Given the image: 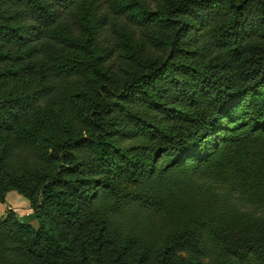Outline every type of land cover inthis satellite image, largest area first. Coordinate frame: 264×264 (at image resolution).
<instances>
[{"label":"trees","instance_id":"16d2710c","mask_svg":"<svg viewBox=\"0 0 264 264\" xmlns=\"http://www.w3.org/2000/svg\"><path fill=\"white\" fill-rule=\"evenodd\" d=\"M87 1L0 0V9L12 10L0 12V41L22 50L0 52V62L33 58L36 44L58 24L63 11ZM155 1L103 0L118 46L143 72L129 73L120 87L114 77L111 85L97 84L99 103L79 112L92 132L73 135L61 118L62 140L20 135L55 171L32 187L34 194L15 188L26 194L34 212L21 215L8 207L0 220V264H98L108 225L123 224L133 207L163 216L169 232L156 250L154 235L136 234L111 264H125V250L138 249V240L137 264L150 259L155 260L150 264H264V217L234 218L225 207L239 196L246 205L264 208V0ZM109 14L91 13L85 41L58 39L91 58L65 60L62 76L107 73L92 42L96 21L105 24ZM136 28L143 42L162 54L142 58L134 46ZM48 93L0 97V137L12 129L19 109H31ZM115 111L125 113L130 124L113 120ZM176 119L187 127H167ZM133 140L155 142L157 148L143 159L135 153L137 147L126 146ZM5 142L2 152L11 153L12 145ZM1 168L2 157L0 204L9 192ZM196 176L223 184L226 200L210 198L215 211L191 208L177 222L168 204L172 189L177 190L181 177L190 184ZM165 183L171 188L160 189ZM106 199L113 202L104 208ZM86 201L103 208L101 223L82 210L79 202ZM49 214L63 231L46 223ZM92 222L96 227L88 239H65V228L80 230Z\"/></svg>","mask_w":264,"mask_h":264},{"label":"rangeland","instance_id":"374dc122","mask_svg":"<svg viewBox=\"0 0 264 264\" xmlns=\"http://www.w3.org/2000/svg\"><path fill=\"white\" fill-rule=\"evenodd\" d=\"M160 0L155 1V5ZM4 14L11 13V9H0ZM91 13H97L99 17H105L108 13L107 7L103 0H99L98 4H93L90 0L76 5L75 7L64 10L63 15L58 24L47 31L41 40L36 44L37 51L33 58L25 61H5L0 62V97L12 98L24 94H33L37 91H46L48 94L40 96L35 105L28 110L17 111V120L13 122L12 129L0 137V157H2V184L5 187L6 202L7 196L12 193L19 195L26 203L24 211L19 212L21 215H29L34 212L33 205L26 197V194H19L15 188H22L27 194L35 193L32 187L37 184L40 179L49 177L54 174L55 165L45 161L39 154V149L34 146L26 145L20 135L24 132L40 136L43 138H56L62 140L64 138L63 129L61 128V118H63L73 135L92 132L91 127L84 121L80 115V110H87L99 103L97 97V84L111 85V77H114L115 85L122 86L128 80L129 73L140 75L143 68L134 60L126 57L124 50L118 46L117 37L112 32L111 19L105 24H100L101 21H96L94 29V39L92 49L95 55L101 56L102 68L105 74H73L69 77L61 75L60 69L65 66L67 59H84L90 60L88 52L81 49H72L60 44L58 39L62 37H75L85 41L89 35L88 20ZM98 17V18H99ZM136 37L134 46L142 58L150 59L162 52L151 45L143 42L140 29H135ZM160 34V32H159ZM44 42L51 43L54 47L47 50V47L42 45ZM11 49L12 52H19L15 46L3 44L0 41V52H7ZM22 52V50L20 51ZM111 118L117 121L121 126H128L130 121L125 113L120 111L113 112ZM167 127L178 129L187 127L185 122L179 119L173 120L167 124ZM12 145L11 153H3L6 142ZM128 147H137L139 157L145 159L153 153L157 148V143L150 141H130L126 143ZM101 177V175H98ZM188 177H181L177 181L180 184L173 190L171 200L168 201L172 209V215L178 222L186 216V213L191 209H206L207 211H215V206L207 202L208 199L219 195L223 200H226L222 185L213 183L212 180L196 176L192 178L190 184H183ZM190 180H188L189 182ZM182 184V185H181ZM222 186V187H221ZM170 184H163L160 189L168 190ZM204 190L201 195L198 191ZM14 190V191H13ZM69 194V193H68ZM108 201L107 199L105 200ZM2 203V204H6ZM113 202L110 199L105 203L104 208L108 207ZM82 210L93 217V221L101 223V213L103 208L91 204V201L79 202ZM230 215L234 218H245L249 220L254 216L264 217V208H258L252 205H246L242 199L237 196L231 200V203L225 204ZM12 208V207H11ZM21 210V209H20ZM98 211L96 213L95 211ZM220 212L219 211L218 215ZM150 213V212H149ZM46 223L52 225L56 229L63 231L64 226L59 223L57 218L49 214L46 217ZM125 221L121 225H108L107 243L104 246L103 254L98 264H111L121 249L128 243V240L136 234L142 237L154 235L157 245L152 243V247L156 250L164 241L165 234L169 232V228L165 225L164 217L159 215L148 214L144 209L133 207L127 214ZM35 226L40 225V221H34ZM96 225L92 222L84 228H65L64 237L67 241L73 243L79 241V238L88 239L95 229ZM136 248H130L124 252L125 264H137V253L142 243H136ZM181 255L186 256L182 253ZM206 262H213L215 259L207 258ZM155 263L154 259H150L147 264Z\"/></svg>","mask_w":264,"mask_h":264},{"label":"crops","instance_id":"0c3cea01","mask_svg":"<svg viewBox=\"0 0 264 264\" xmlns=\"http://www.w3.org/2000/svg\"><path fill=\"white\" fill-rule=\"evenodd\" d=\"M12 198H10V194L7 196V203L0 204V220L4 219L8 213V207H12L11 209H19V212H23V206L26 205L25 201L16 193H12ZM21 209V210H20Z\"/></svg>","mask_w":264,"mask_h":264}]
</instances>
